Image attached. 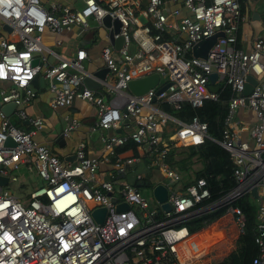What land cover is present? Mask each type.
Returning a JSON list of instances; mask_svg holds the SVG:
<instances>
[{
	"label": "built area",
	"instance_id": "built-area-1",
	"mask_svg": "<svg viewBox=\"0 0 264 264\" xmlns=\"http://www.w3.org/2000/svg\"><path fill=\"white\" fill-rule=\"evenodd\" d=\"M106 16L118 21L117 32L112 24L103 25ZM244 20L238 0H0V82L8 83L0 89V102L14 104L18 118L31 127L13 125L0 109V176L10 186L18 182L20 170H34L43 181L30 191L27 184L18 192L0 187V264H203L207 247L222 235L209 231L219 220L227 217L238 237L244 233L246 214L235 205L242 199L253 203L256 213L258 254L251 264H264V29L248 41L241 35ZM75 26L81 35L105 32L100 57L108 72L97 80L102 93L84 84L85 50L62 56L43 43L45 31L60 36ZM218 32L222 36L205 58L192 56L196 43ZM110 33L120 41L118 48L110 43ZM247 43L250 48L243 49ZM62 44L54 42L55 47ZM34 59L38 63L32 66ZM37 74L47 83L51 109L84 100L96 109L97 129L115 132L133 125L132 132L101 135L99 157H88L80 142L72 161L61 159L36 141L43 120L25 109L37 96L32 85ZM155 74L159 81L153 89L141 95L128 91L130 81ZM211 74L217 76L213 84ZM249 75L257 83L245 95ZM211 86L218 90L212 92ZM221 87H228L230 98L220 140L210 138L197 117L183 123L163 111V104L178 110L183 102L199 108L216 100ZM240 110L251 111L254 122L243 123L237 117ZM65 120L62 137L68 138L79 122L69 115ZM7 139L14 145H6ZM207 139L229 154L234 167L233 188L214 201L204 179L185 185L167 163L170 150ZM129 140L137 157L115 151ZM143 157L146 169L162 176L146 188H166L169 212L159 203L153 208L124 178L130 167L144 164ZM101 164L112 169L106 179L99 174ZM144 177L137 174L133 180L142 183ZM121 204L128 209L119 211ZM100 208L105 209L101 224L92 217ZM219 208H225L224 214L196 232L182 225Z\"/></svg>",
	"mask_w": 264,
	"mask_h": 264
},
{
	"label": "crops",
	"instance_id": "crops-1",
	"mask_svg": "<svg viewBox=\"0 0 264 264\" xmlns=\"http://www.w3.org/2000/svg\"><path fill=\"white\" fill-rule=\"evenodd\" d=\"M59 1V0H58ZM72 1V0H71ZM257 1L255 0H245L243 9V14L245 17L244 22L241 25V35L245 37L248 41L255 40L257 36L264 29V23L262 22L260 11ZM257 12L260 19H252V14ZM104 31L98 30V36L102 38L101 40L93 41L92 36L87 34H80V29L78 27H72L69 31L63 32L60 36L52 34L51 32L45 31L43 33V43L51 50L62 56H74L77 49L81 48L85 50L87 58L83 61V69L85 73L93 74L99 69H105L103 61L100 57V49L106 43L104 38ZM0 32V36H1ZM60 39L63 44L60 47H55L54 42ZM243 49H249L250 44H241ZM52 60V57L49 56ZM53 61V60H52ZM52 61L50 63H52ZM262 62L264 63V55L262 57ZM107 76V74H106ZM108 82L110 83L112 79L109 77ZM37 96L33 101L25 107L27 113L33 117H39L43 120V127L37 133L35 139L39 144L46 145L51 151L59 156L61 159L68 158L72 161L71 157L74 155L75 148L80 142L85 143L86 153L90 158L99 157L102 153L103 147L100 142L101 135H128L133 130V125L129 127L122 126L118 131H102L95 127L97 115L96 109L93 105L87 103L84 100L76 99L74 100L70 108H58L51 109L49 107V101L51 99V93L47 88L46 81L39 76L38 80ZM8 86L6 82H0V89ZM97 93H102L103 90H93ZM2 105L0 102V109ZM46 109L51 110L52 114L48 117L45 116L44 112ZM17 108L14 107L12 111L7 115L10 122L24 129H30V125L21 121L17 114ZM69 115L79 122L78 128L71 133L68 138L62 137L63 129L66 125L65 117ZM237 117L245 124H251L254 122V114L249 110H240ZM61 136V139L59 137ZM131 155V152H126L125 156ZM144 169L150 175V183H156L162 180L161 174L157 170L148 171L144 164H136L127 170L125 179L132 182L134 176L137 174L144 175L138 172V169ZM112 169L109 164H101L99 168V174L101 178H107V173ZM146 176V175H145ZM222 220V219H221ZM226 222V221H225ZM229 225L230 230L234 227L233 223L228 219L225 223ZM217 246L212 243L207 247V252L210 250L214 251Z\"/></svg>",
	"mask_w": 264,
	"mask_h": 264
},
{
	"label": "trees",
	"instance_id": "trees-1",
	"mask_svg": "<svg viewBox=\"0 0 264 264\" xmlns=\"http://www.w3.org/2000/svg\"><path fill=\"white\" fill-rule=\"evenodd\" d=\"M238 2L243 8L245 0H238ZM87 35L92 36L94 42L98 40V31H93ZM188 56L190 55L188 54ZM229 98L230 90L228 87H221L216 100H206L199 108H193L187 102H183L178 110L172 109L166 104H163L162 108L164 112L183 123H189L193 117H197L199 121L207 125L208 136L213 140H220ZM115 151L118 154L131 152L132 156H138L136 145L130 140L125 145L116 148ZM142 159L144 165H147V159L145 157ZM167 163L171 169L182 177L185 185L200 178L204 179L211 195L210 201L224 196L234 186L232 178L234 167L230 162L229 154L210 139L198 146H187L170 150L167 154ZM131 183L138 189L146 188L147 185L151 184L150 175L145 176L142 183L136 182V180ZM235 205L241 207L246 214V227L244 233L237 239V248L217 264H251L252 259L258 254L257 246L254 243L256 234L255 206L246 199L235 202ZM224 212L225 208H219L212 213L188 220L182 225L193 233L218 220ZM222 220L227 222L228 218L223 217ZM212 243L217 247L219 246L216 241ZM209 252H212V250Z\"/></svg>",
	"mask_w": 264,
	"mask_h": 264
},
{
	"label": "water",
	"instance_id": "water-1",
	"mask_svg": "<svg viewBox=\"0 0 264 264\" xmlns=\"http://www.w3.org/2000/svg\"><path fill=\"white\" fill-rule=\"evenodd\" d=\"M255 1H258V0H255ZM254 18L260 19V16L257 12L252 14V19H254ZM142 21H144V20L142 19ZM102 23L104 26H107V27L110 24H112L114 27V32H117L119 29L118 21H116V20L111 21V19L108 16H106L102 19ZM2 29L5 32L10 31V28L7 25H3ZM220 36H222V33L218 32V33L212 35L211 37L206 38V39L196 43L191 49L192 56L195 58H205L209 49L216 42L217 37H220ZM109 40H110L111 44H114L116 46V48L119 47L120 41H114L111 33L109 34ZM49 61L51 62L52 60L49 59ZM37 63H38V60L34 59L32 61V66L37 65ZM107 72H108L107 69L103 68V69L97 70L93 74H90V73L87 74L86 73L85 78H84L85 86L91 90L100 89V84L97 82V80H103L105 78V75L107 74ZM216 79H217L216 74L210 75V83L213 84ZM38 80H39V75L37 74L32 81V85L35 88H38V85H39ZM158 81H159V76L156 74L145 77V78L133 80V81H130L128 83V91L133 95H141V94L147 92L148 90L153 89L157 85ZM246 82L247 83H246V86L244 89V94L248 95L252 89V86H254L257 82L254 79V77L251 75L247 76ZM166 87H168V85L163 86L159 90V92L165 90ZM210 90L212 92H216L218 90V88L216 86H211ZM14 107L15 106L12 103L5 104L1 107V112H3L7 116L12 111V109ZM59 139H61V136L59 137ZM6 145H14V143L12 142L11 139H7ZM66 159L69 160L68 158H66ZM71 159H73V156L71 157ZM7 186H8V178L0 176V187H7ZM252 194L254 197H256V190L255 189H253ZM152 196H153V199L156 203L161 204L160 205L161 210H163L165 212H169L170 206H169V204L165 203L166 198H167V190L163 185L158 184V185L154 186L152 188ZM117 209L119 211H124V210L128 209V206H127V204H121L117 207ZM104 214H105V209L100 208V209H98L92 213V217L94 218V220L97 223L101 224L103 221V218H104ZM98 215H100V216H98Z\"/></svg>",
	"mask_w": 264,
	"mask_h": 264
},
{
	"label": "rangeland",
	"instance_id": "rangeland-1",
	"mask_svg": "<svg viewBox=\"0 0 264 264\" xmlns=\"http://www.w3.org/2000/svg\"><path fill=\"white\" fill-rule=\"evenodd\" d=\"M60 2L67 4L70 3L71 0H59ZM256 5H258L259 13L261 15L262 22L264 23V1L263 0H258ZM89 26L90 28H94V23L89 21ZM102 38L100 35L98 36V40H101ZM165 79H162V82L164 83ZM45 116L48 117L52 114L51 110L46 109L44 112ZM138 172L141 174H144L148 176V173L146 170L138 169ZM21 184H27L26 191H30L33 187H37L39 185L43 184V181H41L38 176L36 175V172L34 170H20L18 172V182L16 184H11L9 187L12 188L15 192L20 191L19 189L16 190L17 187H19ZM23 192V191H22ZM140 192L142 195L147 198L148 202L153 208H157V204L153 199L152 196V188L147 187L140 189ZM25 194V193H24ZM230 220V219H229ZM225 221L219 220L217 224H214L211 228H209L210 232L212 231H221L222 235L219 233V238L216 241L219 243V246L215 248L214 251L209 252L205 258H203L201 261L203 264H217L220 261H222L224 258L228 256L229 253L234 251L237 248V239H238V234L236 232L235 227H233L230 230L229 225L225 224ZM225 224V226L222 228V226Z\"/></svg>",
	"mask_w": 264,
	"mask_h": 264
},
{
	"label": "bare ground",
	"instance_id": "bare-ground-1",
	"mask_svg": "<svg viewBox=\"0 0 264 264\" xmlns=\"http://www.w3.org/2000/svg\"><path fill=\"white\" fill-rule=\"evenodd\" d=\"M146 161V160H145ZM135 182V181H134ZM137 182V181H136Z\"/></svg>",
	"mask_w": 264,
	"mask_h": 264
}]
</instances>
